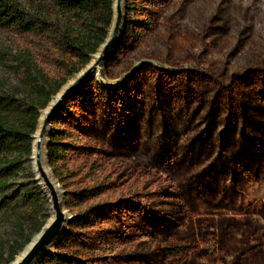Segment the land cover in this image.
<instances>
[{"label": "rangeland", "instance_id": "obj_1", "mask_svg": "<svg viewBox=\"0 0 264 264\" xmlns=\"http://www.w3.org/2000/svg\"><path fill=\"white\" fill-rule=\"evenodd\" d=\"M122 11L130 31L47 125L42 158L63 211L87 219L62 243L67 222L44 256L264 264V0H122ZM103 46L80 67L56 38L0 30L1 84L19 87L30 64L59 93ZM52 128L65 151L50 161ZM19 182L47 196L33 159Z\"/></svg>", "mask_w": 264, "mask_h": 264}, {"label": "trees", "instance_id": "obj_2", "mask_svg": "<svg viewBox=\"0 0 264 264\" xmlns=\"http://www.w3.org/2000/svg\"><path fill=\"white\" fill-rule=\"evenodd\" d=\"M28 2L25 5L22 0H0V30L56 38L66 53L78 58L80 67L88 64L110 38L117 19L115 0ZM124 21L120 29L123 34V29L130 31L132 25ZM80 67H74L73 71ZM26 71L19 87L5 88L0 80V264L14 261L49 217L47 196L32 191L19 178L25 164L32 159L41 110L48 106L62 83L53 82L30 64ZM53 129L47 141L50 161L65 151L61 147V135ZM86 219V213H76L69 220L70 228L62 243L75 239V229L86 227ZM69 251L47 254L38 264L72 263L73 255Z\"/></svg>", "mask_w": 264, "mask_h": 264}, {"label": "water", "instance_id": "obj_3", "mask_svg": "<svg viewBox=\"0 0 264 264\" xmlns=\"http://www.w3.org/2000/svg\"><path fill=\"white\" fill-rule=\"evenodd\" d=\"M116 5H117V19L115 22V26L111 32L110 38L104 43V46L100 51V54L98 55L97 59L92 64H90V66H88L74 80V82L67 88V90L58 98V100L50 108V110L47 112L46 116L43 119L42 126L40 127V134L38 137L36 162L37 165L39 166L41 174L46 178L48 185L52 188V196L54 199L53 204L55 207V217L54 220L51 222V224L48 225L46 229L42 231L40 238L38 239V241H36L33 248L19 263L16 264H34V262H38L39 257L44 256L45 249L48 246L49 242L55 236H57L58 233L61 232V230H64L67 222L69 223L67 219V215L61 209L60 205L57 202L55 190L53 189L51 182L47 179V174L42 168L41 155H40L41 142L47 132V125L50 119L52 118L56 107L62 102V100L67 96L69 92H71L73 89H75L77 86H79L81 83H83L87 78L91 76L95 68L100 64V62H102L107 57L109 53V49L113 47L117 36L120 34V28L123 17L122 0H116Z\"/></svg>", "mask_w": 264, "mask_h": 264}, {"label": "bare ground", "instance_id": "obj_4", "mask_svg": "<svg viewBox=\"0 0 264 264\" xmlns=\"http://www.w3.org/2000/svg\"><path fill=\"white\" fill-rule=\"evenodd\" d=\"M99 68H100V66L96 67L95 70L99 69ZM67 88L68 87L61 89V91L56 95V97L54 99H52L51 104H50L51 105L50 108L54 105V103L58 100V98L67 90ZM49 109H46V111L43 113V117H44V114L49 111ZM41 121L43 122V120H41ZM42 122H41V124H42ZM39 134H40V129H38V131L35 134L34 152H33V158L32 159H33V169L35 171L38 183L41 185V187L43 188L44 192L46 193V195L48 196V199H49V205L48 206H50L51 217L48 220V224H47V226H48L54 220L55 207L53 204L54 199L52 196V188L48 185L46 178L41 174L39 166L37 165V162H36L37 144H38ZM43 141L44 140H42V142H41V147H42ZM40 155H41L42 168L45 171V173L47 174V179L51 182L53 189L55 190L57 202L60 205L61 209L63 210L64 200L62 199L61 194L58 192V188H57V185H56L54 179L52 178V176H50V174H49V172L45 166V163L43 162L42 149L40 150ZM40 236H41V232L39 234H37L32 239V241L30 243H28V245L24 248L22 253L18 257H16V259L14 260V264L19 263L28 254V252L33 248V246L35 245L36 241H38Z\"/></svg>", "mask_w": 264, "mask_h": 264}]
</instances>
